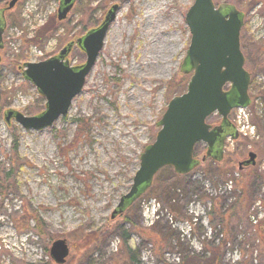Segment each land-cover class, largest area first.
Segmentation results:
<instances>
[{
  "label": "rangeland",
  "instance_id": "rangeland-1",
  "mask_svg": "<svg viewBox=\"0 0 264 264\" xmlns=\"http://www.w3.org/2000/svg\"><path fill=\"white\" fill-rule=\"evenodd\" d=\"M9 1L0 0V8ZM59 1L20 0L4 13L0 264H55L49 250L56 240L68 246L64 264H158L149 241L156 240L151 233L157 220V228L170 222L197 251L205 236L218 243L226 232L237 234L240 244L225 256L226 263L240 258L239 264L250 259L264 264L256 225L247 220L264 219V179L247 176L249 167L264 173V0H213L244 15L240 49L250 73L251 104L233 109L228 117L239 137L224 143L221 164L231 172L227 183L205 173L206 158L190 173L194 188L176 191L173 209L144 192L136 205L113 220L110 214L128 193L139 156L154 141L167 104L186 91L191 73L181 72L190 44L185 15L194 0H76L62 22L57 21ZM113 4L119 6L115 20L68 113L40 131L24 130L13 120L7 125L8 109L24 116L44 110L45 100L22 75L24 65L56 56L75 43ZM66 59L71 67L79 66L85 54L73 46ZM220 121L213 113L206 124L214 127ZM205 151V144L197 143L194 158L200 160ZM249 153L255 154L254 166L238 169ZM222 210L227 214L219 224L215 218ZM190 218L200 224V237L199 231L189 232ZM122 237L128 238L126 243ZM127 246L136 262L127 258ZM167 259L168 264L177 262L174 256Z\"/></svg>",
  "mask_w": 264,
  "mask_h": 264
},
{
  "label": "water",
  "instance_id": "water-1",
  "mask_svg": "<svg viewBox=\"0 0 264 264\" xmlns=\"http://www.w3.org/2000/svg\"><path fill=\"white\" fill-rule=\"evenodd\" d=\"M18 1L10 0L6 7L0 8V48L1 34L6 26L4 13ZM75 1H59L57 21L66 19ZM118 10L117 4L112 5L97 27L86 32L75 43H68L56 56L24 65L22 75L45 100L44 110L34 116H24L8 109L4 113L7 125L13 120L24 130L40 131L51 127L68 113L73 99L84 87ZM185 22L190 32V44L181 72L191 73L186 91L173 97L167 104L157 124L160 129L154 141L140 154L132 185L128 193L120 198L110 215L111 219L134 204L151 187L161 169L171 167L179 176L194 170L199 164L194 158L197 143H204L206 156L219 162L223 158L225 138H238L235 128L228 121V115L232 109L245 108L250 103V75L244 68L239 40L243 14L233 5L222 3L215 6L213 0H194L185 15ZM73 46L85 54V61L71 67L66 57ZM227 85L229 88L224 90ZM213 113L221 117V124L211 128L206 124V119ZM254 164L255 154L249 153L248 159L238 164V169ZM68 254L65 240H56L51 244L49 255L55 264H64Z\"/></svg>",
  "mask_w": 264,
  "mask_h": 264
},
{
  "label": "trees",
  "instance_id": "trees-1",
  "mask_svg": "<svg viewBox=\"0 0 264 264\" xmlns=\"http://www.w3.org/2000/svg\"><path fill=\"white\" fill-rule=\"evenodd\" d=\"M95 23V22H94ZM205 173L215 176L216 178L221 177L222 180H224V184L227 183V179L229 178V174L231 172L229 171L228 167L225 165H222L221 163H217L215 161L210 160L205 166ZM250 169L249 173H247L249 177H254L256 180H262L264 179V173L260 175L255 171V169L249 167ZM233 171V170H232ZM227 173L229 176H227ZM226 177V178H224ZM230 182V181H229ZM264 183V182H263ZM195 183L191 180V174L185 175V176H179L173 173V170L170 167H165L161 169L156 176L154 177L153 183L149 189H147L146 194L144 196H152L153 198H157L160 201L167 202V207H175L173 206V203L177 202V194L176 191L178 189L183 188L184 186H192L194 188ZM156 202V199H154ZM158 200V201H159ZM159 201V202H160ZM137 201L134 203L136 205ZM158 203V202H157ZM262 208L264 209V204H261ZM133 206V205H132ZM168 207V208H169ZM170 210V208H169ZM174 211V210H173ZM227 214V210H222L217 216L216 220H220L218 222L221 224L224 220V215ZM178 216H180V213H178ZM170 219V216H168ZM251 218V217H250ZM250 218L248 217L250 223ZM195 219L190 218V229L189 232L194 234V231H199L200 233L198 236L200 237L201 231L198 228V223L193 221ZM172 223H174L176 220L173 217L170 219ZM174 221V222H173ZM256 221V230L254 235L257 236V245L261 246L264 249V219L261 220H255ZM161 221H156L154 223V226L152 228V236L154 235L156 237V240L154 241L150 237V242H152V247L154 251V256L157 259L158 264H168V257L174 256V260H176V263L172 264H227L225 261V256L229 253L232 254L233 247L235 245H239L240 242H237V234L236 235H230L229 233H225L222 236L221 242L214 243L212 240H209L206 236L203 238V240L200 242L199 250H194L189 246V243L184 241V237L178 231L177 229H173L171 227V223L168 221H165V226L157 228L160 225ZM228 222H230V219H228ZM192 224V225H191ZM209 225H212V222H209ZM223 230V229H222ZM224 231V230H223ZM122 240L124 243L127 242L125 237H122ZM126 246V244H125ZM125 254L127 255V258L133 263L136 262V258L133 257V252L131 247L127 246L125 250ZM263 258H264V252H263ZM240 258L234 261V264H239ZM264 261V260H263ZM253 264V259H250L249 261H241L240 264ZM260 263V261H259Z\"/></svg>",
  "mask_w": 264,
  "mask_h": 264
},
{
  "label": "bare ground",
  "instance_id": "bare-ground-1",
  "mask_svg": "<svg viewBox=\"0 0 264 264\" xmlns=\"http://www.w3.org/2000/svg\"><path fill=\"white\" fill-rule=\"evenodd\" d=\"M75 2H76V1H75ZM98 25H99V24H98ZM98 25H97V26H98ZM97 26H96V27H97ZM4 30H5V29H4ZM107 32H108V31H107ZM3 33H4V31H3L2 34H1V39H2V35H3ZM130 187H131V186H130ZM146 191H147V190H146ZM146 191H145V192H146ZM143 194H144V193H143ZM143 194H142V195H143ZM142 195H141V196H142ZM139 198H140V197H139ZM139 198H138V199H139ZM132 205H133V204H132ZM132 205H131V206H132ZM131 206H129L124 212H126ZM112 212H113V211H112ZM112 212H111V213H112ZM124 212H123V213H124ZM123 213H121V215H122ZM110 215H111V214H110ZM110 219H111V218H110ZM111 220H113V219H111ZM66 258H67V257H66ZM65 260H66V259H65Z\"/></svg>",
  "mask_w": 264,
  "mask_h": 264
},
{
  "label": "flooded vegetation",
  "instance_id": "flooded-vegetation-1",
  "mask_svg": "<svg viewBox=\"0 0 264 264\" xmlns=\"http://www.w3.org/2000/svg\"><path fill=\"white\" fill-rule=\"evenodd\" d=\"M2 37H3V35H2ZM1 41H2V47L0 48V51L3 49V40L1 39ZM67 60V59H66ZM220 124V123H219ZM225 142V141H224ZM206 151H207V149H206ZM206 151H205V153H206ZM65 262H66V260H65Z\"/></svg>",
  "mask_w": 264,
  "mask_h": 264
},
{
  "label": "built area",
  "instance_id": "built-area-1",
  "mask_svg": "<svg viewBox=\"0 0 264 264\" xmlns=\"http://www.w3.org/2000/svg\"><path fill=\"white\" fill-rule=\"evenodd\" d=\"M253 223H255V221H253Z\"/></svg>",
  "mask_w": 264,
  "mask_h": 264
}]
</instances>
